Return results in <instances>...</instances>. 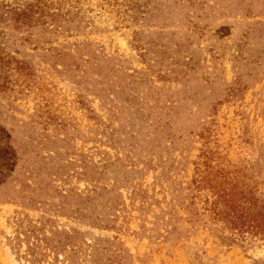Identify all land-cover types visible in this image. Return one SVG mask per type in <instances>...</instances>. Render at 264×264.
Returning <instances> with one entry per match:
<instances>
[{"label":"rangeland","instance_id":"1","mask_svg":"<svg viewBox=\"0 0 264 264\" xmlns=\"http://www.w3.org/2000/svg\"><path fill=\"white\" fill-rule=\"evenodd\" d=\"M0 264H264V0H0Z\"/></svg>","mask_w":264,"mask_h":264}]
</instances>
